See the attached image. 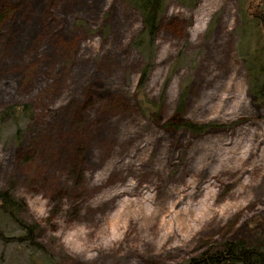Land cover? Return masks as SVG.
I'll use <instances>...</instances> for the list:
<instances>
[{"label": "rangeland", "instance_id": "1", "mask_svg": "<svg viewBox=\"0 0 264 264\" xmlns=\"http://www.w3.org/2000/svg\"><path fill=\"white\" fill-rule=\"evenodd\" d=\"M242 5L169 0L142 96V25L124 0H0V113L32 107L21 143L0 123V192L51 257L0 214V264H185L264 242V105L236 52ZM184 120L217 126L166 127Z\"/></svg>", "mask_w": 264, "mask_h": 264}, {"label": "trees", "instance_id": "2", "mask_svg": "<svg viewBox=\"0 0 264 264\" xmlns=\"http://www.w3.org/2000/svg\"><path fill=\"white\" fill-rule=\"evenodd\" d=\"M134 8L140 16L142 29L135 35L130 47L141 57L140 81L136 88L137 94L142 93L146 88L148 77L153 70L157 59V39L161 30V21L166 16L169 0H124ZM184 9H194L199 0H177ZM244 9L243 19L238 27V40L236 52L240 62L247 74V85L249 96L253 98L257 106L264 105V0H256L249 5V0H242ZM2 16H0V21ZM142 100V98H141ZM184 100L182 99L177 107L178 113L182 110ZM139 111L147 117L153 114L151 103L138 101L136 104ZM158 110V106H154ZM32 116V107L28 104L11 105L0 113V123L11 120L16 129V140L18 144L22 142L24 129L21 121ZM217 124H198L188 120L177 122L171 121L166 124L169 129L186 131L191 135H202L216 129ZM26 206L16 200L15 195L10 190L0 192V214L9 221H12L22 231L17 238L21 242L29 244V248L36 253H41L49 257L48 252L37 242L35 232L37 225H27L21 221L20 215L25 211ZM0 238L10 241L0 232ZM55 263L56 260L52 259ZM54 263V264H55ZM185 264H264V242L259 246H249L245 241L226 242L221 249L215 251H205L199 257L190 259Z\"/></svg>", "mask_w": 264, "mask_h": 264}]
</instances>
